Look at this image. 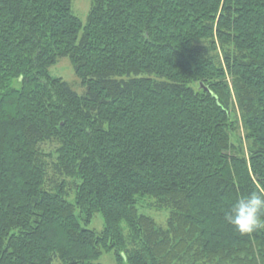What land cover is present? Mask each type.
<instances>
[{
	"label": "trees",
	"instance_id": "16d2710c",
	"mask_svg": "<svg viewBox=\"0 0 264 264\" xmlns=\"http://www.w3.org/2000/svg\"><path fill=\"white\" fill-rule=\"evenodd\" d=\"M261 189L264 0H0V264H264Z\"/></svg>",
	"mask_w": 264,
	"mask_h": 264
},
{
	"label": "rangeland",
	"instance_id": "374dc122",
	"mask_svg": "<svg viewBox=\"0 0 264 264\" xmlns=\"http://www.w3.org/2000/svg\"><path fill=\"white\" fill-rule=\"evenodd\" d=\"M90 1L91 0H71V10L79 17L83 25L86 22ZM49 75L67 81L70 87L78 94H81L82 91L84 92V89L80 86L79 80L72 71L68 58H60L55 65L51 66L49 68ZM51 148V146H45L46 151L51 150ZM141 211L152 216L159 225L166 224V218L168 215L167 210H156L149 206ZM87 227L100 230L103 227V221L100 214H96ZM96 262L101 264H116L112 253H103ZM55 264H58V262H55Z\"/></svg>",
	"mask_w": 264,
	"mask_h": 264
},
{
	"label": "clouds",
	"instance_id": "9594fccd",
	"mask_svg": "<svg viewBox=\"0 0 264 264\" xmlns=\"http://www.w3.org/2000/svg\"><path fill=\"white\" fill-rule=\"evenodd\" d=\"M224 218L241 235L264 228V189L237 197L224 213Z\"/></svg>",
	"mask_w": 264,
	"mask_h": 264
},
{
	"label": "water",
	"instance_id": "95a60500",
	"mask_svg": "<svg viewBox=\"0 0 264 264\" xmlns=\"http://www.w3.org/2000/svg\"><path fill=\"white\" fill-rule=\"evenodd\" d=\"M200 86H202V85L200 84Z\"/></svg>",
	"mask_w": 264,
	"mask_h": 264
}]
</instances>
